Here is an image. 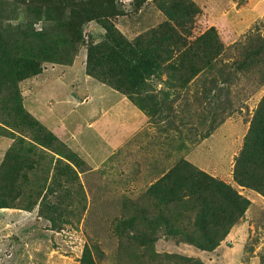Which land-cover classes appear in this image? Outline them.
Instances as JSON below:
<instances>
[{"label":"rangeland","instance_id":"1","mask_svg":"<svg viewBox=\"0 0 264 264\" xmlns=\"http://www.w3.org/2000/svg\"><path fill=\"white\" fill-rule=\"evenodd\" d=\"M99 1L101 3L95 4V14L103 19L112 14L109 20L130 41L140 35L151 37L154 29L169 22L154 0H146L138 8L135 0ZM188 1L195 4L198 13L191 22L180 21L179 27L175 22L170 25L188 36L191 42L212 27L217 30L226 52L235 45H246L249 37L264 36V0H258L263 3V8L257 12L250 0ZM22 2L0 0V14L6 17L3 27L11 26L9 41L16 40L14 43L21 44L19 52H13L15 56L30 58L34 56L31 51L41 54V49L47 45L59 50L57 54H49L51 61L43 62L44 75L37 80H42L41 94L33 87L34 78L38 76L19 82L14 88L0 82L3 97L0 101V138L6 137L9 141L16 132L31 136L39 130L23 116L25 111L19 110L17 99L22 100L31 116L27 110L33 104L29 100L31 94L45 101L44 96L52 97L51 108L60 107L61 113L69 112L68 105L64 104L65 95L71 97L77 92L80 96L87 87L83 79L87 47L78 46L73 52L69 41L66 42L68 29L65 26L58 25V28L47 18H39ZM42 6L33 8H42L41 13L46 15L47 5ZM71 10H66V17ZM73 10L83 13L76 7ZM223 12L225 15L222 16ZM30 23L40 33L51 31L53 34L42 36L39 43L23 41L22 38H30L33 33ZM15 26L21 28L14 30ZM105 35L106 30L97 20L83 26L86 43L101 42ZM63 63L68 64L60 65ZM255 69L257 71L239 74V80L229 86L222 81L226 75L206 71L191 76L189 68L179 70L174 79H170L172 71L169 69L157 78L148 79L144 89L139 91L141 95H135V98L141 97L143 109H140L142 105L134 104L147 118L146 127L107 162V158L96 161L89 157V160L77 153L93 169L102 163L98 167L100 173L79 172L78 179L69 173L56 176L57 184L52 183L50 174L42 190L49 162L46 158L53 156L46 151L36 153L46 158H39L35 173H31L32 184L24 186L26 193L20 200L12 202L11 207H0V264H80L88 243L93 244L98 264H191L184 262L187 258L198 264H264V196L240 188L233 179L235 160L243 148L254 111L264 97V85L260 86L262 76L258 67ZM47 75L50 77H45ZM96 86L97 97L91 103L69 105L72 123L77 122L74 117L85 116L90 107H107L114 101L116 95L109 87L103 86L101 90L99 85ZM34 103L40 104L35 98ZM51 116L53 119V112ZM70 148L75 150L73 146ZM185 162L230 183L251 201L244 217L212 251L187 244L166 229L167 222L176 229L187 227L193 203L159 205L148 195L151 184ZM45 196L49 198L46 205L43 202ZM53 204L57 205L58 216L51 210ZM44 209L55 222L42 215ZM143 211L151 214L150 221L146 219L138 227L118 225L122 219L127 222L131 217L143 216ZM157 215H162L165 220L152 223Z\"/></svg>","mask_w":264,"mask_h":264},{"label":"trees","instance_id":"2","mask_svg":"<svg viewBox=\"0 0 264 264\" xmlns=\"http://www.w3.org/2000/svg\"><path fill=\"white\" fill-rule=\"evenodd\" d=\"M22 1L39 18H47L56 23L58 28L65 26L68 29L66 42L69 41L73 52L78 46L87 47L86 75L127 95L136 106L142 105L140 109H143L142 99L135 98V95H141L139 91L144 89L145 82L152 77H159L165 69L172 71L170 79H174L176 74H179V70L187 68L190 69L191 76H197L206 71L212 74L217 72L219 76H227L222 81L229 86L234 80H239V74L257 71L255 68L258 67V73L262 76L260 86L264 85V36L260 34L249 37L246 45L240 44V47L235 45L232 50L226 52L217 30L212 27L191 42L188 36L170 25L171 22H175L179 27L182 25L181 22H191L198 13L195 4L188 0H154L169 22L165 23L167 25L163 24L154 29L151 37L140 35L133 41L128 40L115 28L108 18L112 14L105 19L95 14L96 5L101 3L99 0L86 3H79L77 0ZM135 1L138 8L146 0ZM40 4L47 5L46 15L41 13L42 8H33ZM75 7L83 10V13L75 12L73 10ZM69 8L72 10L66 17V10ZM4 16L0 14V82L14 88L19 82L42 74L43 62L51 61L49 54L51 52L57 54L59 49L47 45L41 49V54L31 51L34 56L30 58L15 56L13 52H19L21 44L14 43L16 40L10 43L11 26L3 27L2 23L6 18ZM95 20L106 30L105 38L101 42L93 40L86 43L83 37V26ZM28 25L31 30L33 29V33L30 38H22L23 41L31 40L39 43L42 36L53 34L51 31L40 33L41 31H36L31 23ZM20 28L13 27L14 30ZM227 53L229 56L226 55ZM66 64L68 63L60 65ZM188 82L189 79L185 80V84ZM213 83L216 84V80ZM204 96L208 97V94L204 93ZM2 99L0 95V101ZM16 102L19 110L25 111L23 116L29 120L30 124L39 127V130L31 136L19 133L32 141L33 145L20 139L1 161V208L11 207L12 202L20 200L26 193L24 186L28 183L32 184L31 173H35L39 158H46L45 155L34 153L31 148L36 146L43 147L56 155L46 158L49 162L48 169H45V177L43 176L42 190L45 189L46 179L50 174L53 178L52 183L57 184L56 176L61 177L69 173L78 179L79 172H101V169L92 170L68 144L60 140L37 119L30 118L31 115L26 112L21 99H17ZM23 119L20 120L23 121ZM25 144L29 145L28 151L25 149ZM39 171L42 170L39 169ZM233 179L240 188L250 189L264 196V97L254 111L243 148L235 160ZM81 187L82 185L79 184V188ZM147 191L148 195L160 205L194 204L191 210V221L187 227L176 229L167 222L166 229H170L168 231L172 236L181 237L183 242L204 251L217 248L237 222L244 217L251 205V201L233 185L212 177L187 162L154 182ZM48 200L49 198L45 196L43 199L45 205ZM51 207L52 212L58 216L57 205L53 204ZM143 214L138 218L131 217L127 222L122 219L118 225L141 226L146 219L151 220L149 218L151 214L144 211ZM42 215L55 222V218L51 217L46 209L42 211ZM164 220L165 217L157 215L152 223H162ZM135 231L138 232V230ZM142 235L146 236L144 233ZM92 246L93 244H85L80 264H98ZM184 262L198 264L190 258L184 259Z\"/></svg>","mask_w":264,"mask_h":264},{"label":"crops","instance_id":"3","mask_svg":"<svg viewBox=\"0 0 264 264\" xmlns=\"http://www.w3.org/2000/svg\"><path fill=\"white\" fill-rule=\"evenodd\" d=\"M250 1V5L254 4V11L257 12V10L260 11L259 9L263 8V3H259L258 0H254L255 2H253V0ZM259 5H261L260 8L258 7ZM223 15H225L224 12L222 13V16ZM83 70V79L86 82L87 87L82 91L80 96L77 95V92L76 94L74 93V96H72L71 94L72 100L70 99V96H67V94L65 95L66 98L64 104L68 105V107H66L67 109H70L69 112L63 111L61 113V111H59L60 107L51 108L50 106L53 103L52 97L44 96L47 99V101H45L38 98L35 94H31L29 100H31L33 104L31 105V108L27 110H30L29 112L32 114V116L34 113L35 115L33 117L40 123H42L49 131L53 132L60 140L64 141L69 146H73V148L78 154H80V156H84L89 160V157H91L96 161H98L100 158H104V160H106L107 158V162L110 157L112 159L114 157L113 155H115L121 148L125 146V143L133 139L140 131H142L146 127L144 125L148 124V120L146 117H144L142 111H140L138 107H136L127 96L105 84L97 82L96 80L86 75L85 62ZM43 75L44 74L42 73L40 74V76L38 75V77L34 79H36L37 81L38 78ZM54 76L55 75H53V77ZM45 77L50 76L47 75ZM56 78L58 79V74L56 75ZM34 79H32V84L34 82ZM36 81L33 87H36V93H40V91L43 89V86L40 84L42 80L37 82ZM28 84H31V82L29 81ZM96 85H99L98 87H100L101 90L103 86L109 87L111 89V93L116 95L114 101H112V103L107 107H104L102 105L97 108L90 107L85 116L74 117L77 122L72 123L70 121L72 109L69 105L75 106L80 104V106H83L85 104L91 103V100L97 97ZM34 98L40 104H35ZM26 104L28 105L27 102ZM51 112L54 113L53 119L51 116ZM57 113L60 114L55 115ZM5 139L8 138H0V152L2 151L0 162L3 160L9 149L13 145L18 144V141L20 139L33 145L32 141L24 138L17 133L14 137L9 138L10 141ZM25 145V149L29 148L28 144ZM31 149H33L35 154L40 151H46L52 156H56L51 151L40 146H36ZM88 162L91 164L90 161ZM99 166L94 167V169L91 166L90 167L92 168V170H97Z\"/></svg>","mask_w":264,"mask_h":264}]
</instances>
